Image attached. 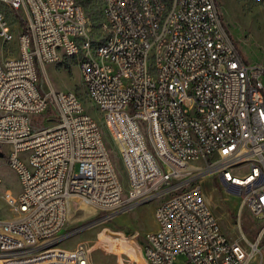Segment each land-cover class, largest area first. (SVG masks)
Wrapping results in <instances>:
<instances>
[{"label": "built area", "instance_id": "obj_1", "mask_svg": "<svg viewBox=\"0 0 264 264\" xmlns=\"http://www.w3.org/2000/svg\"><path fill=\"white\" fill-rule=\"evenodd\" d=\"M100 3L92 38L77 0H0V49L16 41L19 53L0 58V149L21 186L5 194L18 217L0 218V264H90L82 246L52 248L77 200L106 219L160 201L148 264H264V65L243 57L218 0ZM67 62L118 147L127 187L80 96L39 78ZM208 177L262 223L254 240L223 232L199 184Z\"/></svg>", "mask_w": 264, "mask_h": 264}, {"label": "rangeland", "instance_id": "obj_2", "mask_svg": "<svg viewBox=\"0 0 264 264\" xmlns=\"http://www.w3.org/2000/svg\"><path fill=\"white\" fill-rule=\"evenodd\" d=\"M88 13L92 24V38L100 35L102 23V6L100 0H77ZM222 21L225 28L237 44L241 54L252 65H264V4L250 0H218ZM3 13L11 23L19 24L21 17L8 8ZM21 28H26L22 21ZM16 41L4 51L0 49V58L17 57ZM46 70V72H45ZM39 71V78L45 89L50 85L58 91H75L85 104L88 112L97 120L108 148L110 149L116 169L125 187L127 175L121 161L118 147L108 133L102 115L91 104L82 83L80 70L75 62L60 65H46ZM48 124V123H46ZM4 157L0 159V176L3 185L0 188V218L9 221L18 215L7 204L6 192L16 197L20 190V181L16 173L7 165L8 148L0 149ZM203 166L201 163L196 167ZM208 204L218 218L223 232L232 241H240L241 231L254 240L262 223L254 218L250 211L241 209L240 197L230 194L215 177L202 179L199 183ZM160 201L145 202L133 209L115 214L106 219L95 208L76 201L72 207L63 238L52 248L74 250L84 247L90 257V264H148L144 256L145 237L156 232V209ZM95 224L94 226H91ZM264 252V249H263ZM187 258L179 256L175 264H186Z\"/></svg>", "mask_w": 264, "mask_h": 264}, {"label": "water", "instance_id": "obj_3", "mask_svg": "<svg viewBox=\"0 0 264 264\" xmlns=\"http://www.w3.org/2000/svg\"><path fill=\"white\" fill-rule=\"evenodd\" d=\"M4 157V153L0 150V159ZM95 224L91 225L94 226Z\"/></svg>", "mask_w": 264, "mask_h": 264}, {"label": "trees", "instance_id": "obj_4", "mask_svg": "<svg viewBox=\"0 0 264 264\" xmlns=\"http://www.w3.org/2000/svg\"><path fill=\"white\" fill-rule=\"evenodd\" d=\"M81 4V3H80ZM82 5V4H81ZM87 12V11H86ZM88 14V13H87Z\"/></svg>", "mask_w": 264, "mask_h": 264}, {"label": "bare ground", "instance_id": "obj_5", "mask_svg": "<svg viewBox=\"0 0 264 264\" xmlns=\"http://www.w3.org/2000/svg\"><path fill=\"white\" fill-rule=\"evenodd\" d=\"M208 201V200H207Z\"/></svg>", "mask_w": 264, "mask_h": 264}]
</instances>
